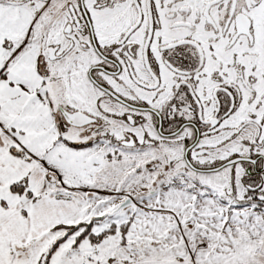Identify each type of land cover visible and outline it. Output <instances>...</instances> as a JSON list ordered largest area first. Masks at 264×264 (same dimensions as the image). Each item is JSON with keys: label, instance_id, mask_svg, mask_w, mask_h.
Masks as SVG:
<instances>
[{"label": "snow or ice", "instance_id": "obj_1", "mask_svg": "<svg viewBox=\"0 0 264 264\" xmlns=\"http://www.w3.org/2000/svg\"><path fill=\"white\" fill-rule=\"evenodd\" d=\"M0 264H264V0H0Z\"/></svg>", "mask_w": 264, "mask_h": 264}]
</instances>
